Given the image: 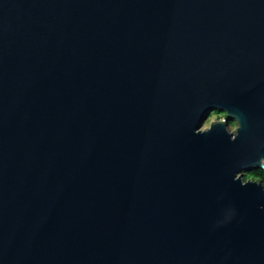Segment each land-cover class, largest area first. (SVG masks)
Masks as SVG:
<instances>
[{
    "label": "water",
    "instance_id": "obj_1",
    "mask_svg": "<svg viewBox=\"0 0 264 264\" xmlns=\"http://www.w3.org/2000/svg\"><path fill=\"white\" fill-rule=\"evenodd\" d=\"M251 170L264 0H0V264H264Z\"/></svg>",
    "mask_w": 264,
    "mask_h": 264
},
{
    "label": "rangeland",
    "instance_id": "obj_2",
    "mask_svg": "<svg viewBox=\"0 0 264 264\" xmlns=\"http://www.w3.org/2000/svg\"><path fill=\"white\" fill-rule=\"evenodd\" d=\"M226 118L225 114L222 113V114H218L216 113L215 111L214 112H211L209 114V117L207 118V120L204 122L203 124V127H202V130L203 129H206V128H209V126L212 124V123H215L217 121H223L224 119ZM237 128V124L234 120H229L228 121V130L230 132H235ZM251 171H256V170H251ZM241 174H243V176L246 174L245 171L241 172Z\"/></svg>",
    "mask_w": 264,
    "mask_h": 264
},
{
    "label": "trees",
    "instance_id": "obj_3",
    "mask_svg": "<svg viewBox=\"0 0 264 264\" xmlns=\"http://www.w3.org/2000/svg\"><path fill=\"white\" fill-rule=\"evenodd\" d=\"M218 114H222V112H216ZM252 176L260 178V180L264 184V171L262 170H256V171H247L246 174L243 176V179L246 181Z\"/></svg>",
    "mask_w": 264,
    "mask_h": 264
},
{
    "label": "flooded vegetation",
    "instance_id": "obj_4",
    "mask_svg": "<svg viewBox=\"0 0 264 264\" xmlns=\"http://www.w3.org/2000/svg\"><path fill=\"white\" fill-rule=\"evenodd\" d=\"M248 180H251V181H255V182H261L262 184H263V182L260 180V178H258V177H254V176H252L251 178H249ZM263 186H264V184H263Z\"/></svg>",
    "mask_w": 264,
    "mask_h": 264
}]
</instances>
